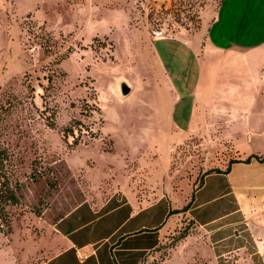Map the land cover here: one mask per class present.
<instances>
[{
	"label": "rangeland",
	"instance_id": "obj_1",
	"mask_svg": "<svg viewBox=\"0 0 264 264\" xmlns=\"http://www.w3.org/2000/svg\"><path fill=\"white\" fill-rule=\"evenodd\" d=\"M219 2L0 0V146L11 183L20 182L11 227L0 232V264L47 259L50 224L83 199L126 188L140 203L164 193L181 208L207 171L264 154V135L236 138L224 129L172 141V118L184 111L180 90L195 67L183 54L171 65L159 59L150 35H185L202 49ZM121 80L131 85L126 95ZM253 161L238 169L250 181L239 188L242 247L218 256L220 264H264V162ZM184 210L144 264L200 261L209 229Z\"/></svg>",
	"mask_w": 264,
	"mask_h": 264
},
{
	"label": "crops",
	"instance_id": "obj_2",
	"mask_svg": "<svg viewBox=\"0 0 264 264\" xmlns=\"http://www.w3.org/2000/svg\"><path fill=\"white\" fill-rule=\"evenodd\" d=\"M204 29L202 49L185 35H150L159 59L166 55L171 65L183 54L195 67L190 87L180 88L178 103L184 111L175 114L176 120L172 118V141L193 132L212 137L222 129L235 131L236 138L263 136L264 0H221ZM253 160L264 162L255 157L234 161L227 171L206 172L201 183L190 190L185 215L209 229L211 242L198 251L200 261L194 264H220L218 256L229 258L242 247L237 227L243 210L239 188L240 183L250 181L242 179L238 169L239 164ZM131 180L120 183H133ZM216 196H220L219 202L212 204ZM173 208L176 206L164 193L140 203L126 188L105 198L83 199L50 224L49 256L39 264H144L176 225ZM233 224L236 232H231Z\"/></svg>",
	"mask_w": 264,
	"mask_h": 264
},
{
	"label": "trees",
	"instance_id": "obj_3",
	"mask_svg": "<svg viewBox=\"0 0 264 264\" xmlns=\"http://www.w3.org/2000/svg\"><path fill=\"white\" fill-rule=\"evenodd\" d=\"M7 157H8V149L6 147L0 146V232L1 231L6 232L7 230L10 229L11 227L10 205L17 203L19 201L18 189H20V182L17 181L16 184L11 183L9 174L5 169V158ZM252 157L257 158L260 161H264V154H259V153H250L242 160L249 161ZM234 161H237V159H229L227 166L224 170L219 167L214 168L212 170L227 171L229 170L231 163ZM201 181H202V177L199 179L198 183L200 184ZM188 206H189V202L186 203L181 208L171 209V212H178L187 209Z\"/></svg>",
	"mask_w": 264,
	"mask_h": 264
},
{
	"label": "water",
	"instance_id": "obj_4",
	"mask_svg": "<svg viewBox=\"0 0 264 264\" xmlns=\"http://www.w3.org/2000/svg\"><path fill=\"white\" fill-rule=\"evenodd\" d=\"M119 89L121 94L126 95L127 93L130 92L131 85L127 81L121 80L119 81Z\"/></svg>",
	"mask_w": 264,
	"mask_h": 264
},
{
	"label": "built area",
	"instance_id": "obj_5",
	"mask_svg": "<svg viewBox=\"0 0 264 264\" xmlns=\"http://www.w3.org/2000/svg\"><path fill=\"white\" fill-rule=\"evenodd\" d=\"M154 34L155 35H162L163 33H162V30L157 29V30H154Z\"/></svg>",
	"mask_w": 264,
	"mask_h": 264
},
{
	"label": "bare ground",
	"instance_id": "obj_6",
	"mask_svg": "<svg viewBox=\"0 0 264 264\" xmlns=\"http://www.w3.org/2000/svg\"><path fill=\"white\" fill-rule=\"evenodd\" d=\"M118 91H119V89H118Z\"/></svg>",
	"mask_w": 264,
	"mask_h": 264
}]
</instances>
